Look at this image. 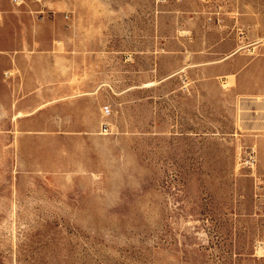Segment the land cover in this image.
<instances>
[{"label":"rangeland","instance_id":"obj_1","mask_svg":"<svg viewBox=\"0 0 264 264\" xmlns=\"http://www.w3.org/2000/svg\"><path fill=\"white\" fill-rule=\"evenodd\" d=\"M0 1L3 37L103 42L83 64L108 100L54 132L35 110L22 149L1 110L0 264H264V127L214 71L220 40L264 36V0Z\"/></svg>","mask_w":264,"mask_h":264},{"label":"crops","instance_id":"obj_2","mask_svg":"<svg viewBox=\"0 0 264 264\" xmlns=\"http://www.w3.org/2000/svg\"><path fill=\"white\" fill-rule=\"evenodd\" d=\"M3 7L12 10L9 2L3 4L0 1V12ZM254 19L258 21L261 17H251V21ZM7 28L11 30L3 37L0 26V118L3 108L11 110L9 134L11 139L19 134L21 149L32 140L36 120L32 115L35 110H41L42 132H54L60 125L55 115L60 117L62 110L108 107L107 96L96 81L101 72L83 64L85 51L95 50L92 46L103 43L98 38L48 36L44 24L35 20L26 23L11 21ZM241 44L250 45V48L244 51ZM218 45L234 47L225 51L221 58L230 60V63L219 65L214 71L233 70L235 84L229 87V92L248 96V102L247 98L242 102L257 113L250 114L251 118L259 120L250 122L251 127H264V107H260L264 106V36L248 40L234 37L220 40ZM245 61L249 63L242 68ZM71 123L74 125L73 120ZM77 123L82 126L97 125L89 120Z\"/></svg>","mask_w":264,"mask_h":264},{"label":"built area","instance_id":"obj_3","mask_svg":"<svg viewBox=\"0 0 264 264\" xmlns=\"http://www.w3.org/2000/svg\"><path fill=\"white\" fill-rule=\"evenodd\" d=\"M15 2H17L18 0H14Z\"/></svg>","mask_w":264,"mask_h":264}]
</instances>
